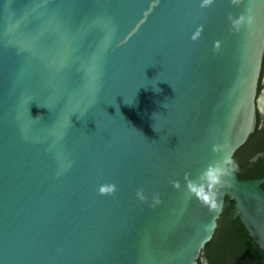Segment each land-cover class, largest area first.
Masks as SVG:
<instances>
[{
    "label": "water",
    "instance_id": "1",
    "mask_svg": "<svg viewBox=\"0 0 264 264\" xmlns=\"http://www.w3.org/2000/svg\"><path fill=\"white\" fill-rule=\"evenodd\" d=\"M263 70L264 0H0V264H200L227 197L264 249V177L185 186Z\"/></svg>",
    "mask_w": 264,
    "mask_h": 264
},
{
    "label": "trees",
    "instance_id": "2",
    "mask_svg": "<svg viewBox=\"0 0 264 264\" xmlns=\"http://www.w3.org/2000/svg\"><path fill=\"white\" fill-rule=\"evenodd\" d=\"M264 150V133L260 128V116L256 130L250 135L247 142L242 145L235 155V161L239 165V175L243 179L264 177V154L252 164L247 165L249 158L256 150ZM244 164L243 169L241 168ZM264 187V184L262 185ZM205 251L211 261L215 259H225L228 251L244 257L248 264H257L256 259H264V251L260 245L249 235V232L240 219V214L236 208V202L227 197L223 213L219 220V225L213 239L207 244ZM201 264V263H200Z\"/></svg>",
    "mask_w": 264,
    "mask_h": 264
},
{
    "label": "clouds",
    "instance_id": "3",
    "mask_svg": "<svg viewBox=\"0 0 264 264\" xmlns=\"http://www.w3.org/2000/svg\"><path fill=\"white\" fill-rule=\"evenodd\" d=\"M211 0H205L210 3ZM238 0H233L237 3ZM243 20V17L240 18ZM238 26L240 21H234ZM239 165L231 154H225L221 159L208 163L195 176H190L186 181V190L190 196H194L202 205L209 208L210 211L219 212L222 203H218V196L221 189L230 182ZM179 187V185H175ZM115 186H105L100 189L101 193H112ZM143 199L142 190L137 193ZM157 202H159L157 200Z\"/></svg>",
    "mask_w": 264,
    "mask_h": 264
},
{
    "label": "flooded vegetation",
    "instance_id": "4",
    "mask_svg": "<svg viewBox=\"0 0 264 264\" xmlns=\"http://www.w3.org/2000/svg\"><path fill=\"white\" fill-rule=\"evenodd\" d=\"M259 94H261V95L264 94V70L262 73V78H261V82H260V86H259ZM258 114L260 116V128L262 129V131L264 133V113L260 110ZM263 154H264V150H262V149L256 150L254 155H252L249 158L247 165L252 164L253 161L257 160ZM243 167H244V164L241 168L243 169ZM238 173H239V170H238ZM262 250L264 251V249H262ZM256 261H257V264H264V259H262V257L257 258ZM200 263L201 264H248L245 260V257H244V263H243L241 257L234 254L233 252H229L225 259H221L218 261H217V259H215L214 261H211L210 257L207 255L205 250L202 253V256L200 258Z\"/></svg>",
    "mask_w": 264,
    "mask_h": 264
},
{
    "label": "bare ground",
    "instance_id": "5",
    "mask_svg": "<svg viewBox=\"0 0 264 264\" xmlns=\"http://www.w3.org/2000/svg\"><path fill=\"white\" fill-rule=\"evenodd\" d=\"M260 105L262 109L264 110V94H262V96L260 97Z\"/></svg>",
    "mask_w": 264,
    "mask_h": 264
},
{
    "label": "rangeland",
    "instance_id": "6",
    "mask_svg": "<svg viewBox=\"0 0 264 264\" xmlns=\"http://www.w3.org/2000/svg\"><path fill=\"white\" fill-rule=\"evenodd\" d=\"M231 252V251H228V253ZM228 253L226 254V256L228 255Z\"/></svg>",
    "mask_w": 264,
    "mask_h": 264
}]
</instances>
